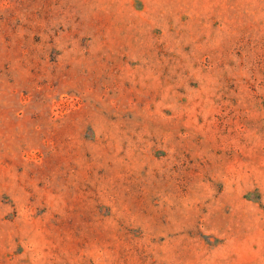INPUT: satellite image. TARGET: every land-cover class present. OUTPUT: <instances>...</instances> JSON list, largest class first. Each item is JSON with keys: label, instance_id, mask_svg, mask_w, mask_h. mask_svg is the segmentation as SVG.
<instances>
[{"label": "rangeland", "instance_id": "rangeland-1", "mask_svg": "<svg viewBox=\"0 0 264 264\" xmlns=\"http://www.w3.org/2000/svg\"><path fill=\"white\" fill-rule=\"evenodd\" d=\"M0 264H264V0H0Z\"/></svg>", "mask_w": 264, "mask_h": 264}]
</instances>
